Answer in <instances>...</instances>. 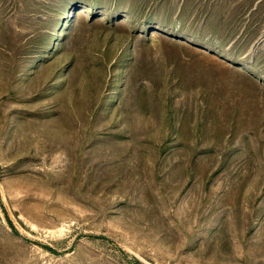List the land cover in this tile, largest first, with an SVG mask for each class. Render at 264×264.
<instances>
[{
  "label": "rangeland",
  "instance_id": "rangeland-1",
  "mask_svg": "<svg viewBox=\"0 0 264 264\" xmlns=\"http://www.w3.org/2000/svg\"><path fill=\"white\" fill-rule=\"evenodd\" d=\"M0 264H264V0H0Z\"/></svg>",
  "mask_w": 264,
  "mask_h": 264
}]
</instances>
